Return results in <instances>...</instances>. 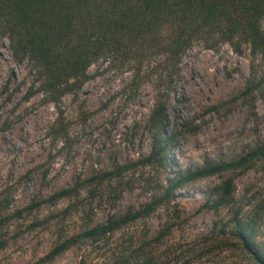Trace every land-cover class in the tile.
Wrapping results in <instances>:
<instances>
[{"label":"rangeland","instance_id":"obj_1","mask_svg":"<svg viewBox=\"0 0 264 264\" xmlns=\"http://www.w3.org/2000/svg\"><path fill=\"white\" fill-rule=\"evenodd\" d=\"M239 42L208 49L196 40L174 66L157 49L99 60L79 89L49 100L31 65L0 40V264H246L228 233L232 210L207 204L231 180L235 208L264 244V156L42 261L66 239L159 199L179 177L264 145V57ZM158 110L161 130L151 125ZM159 140L169 144L157 153ZM131 242L146 245L135 252Z\"/></svg>","mask_w":264,"mask_h":264},{"label":"trees","instance_id":"obj_2","mask_svg":"<svg viewBox=\"0 0 264 264\" xmlns=\"http://www.w3.org/2000/svg\"><path fill=\"white\" fill-rule=\"evenodd\" d=\"M0 40L8 41L15 59L31 65L37 90L53 100L79 89L94 63L117 56L133 57L157 49L164 56L163 62L174 66L196 40H201L208 49L220 42L239 49L240 40L252 55L264 57V0H0ZM163 123L164 112L158 110L151 125L161 130ZM168 144L159 140L157 153ZM263 156L264 145L237 161L179 177L159 199L66 239L42 261L56 258L80 241L98 242L144 219L188 183L244 169ZM150 160L151 156L147 158ZM231 186V180L219 186L217 198L207 207L215 211L230 208L228 233L247 257L246 264H264V244L254 242L251 220L243 218L240 208H235ZM70 194V189L62 190L52 199ZM129 245L132 251H139L146 243H141L140 248L133 242ZM140 264L157 263L148 257Z\"/></svg>","mask_w":264,"mask_h":264}]
</instances>
